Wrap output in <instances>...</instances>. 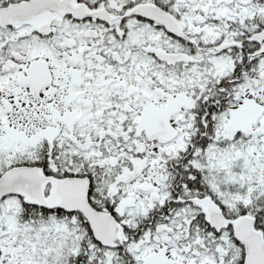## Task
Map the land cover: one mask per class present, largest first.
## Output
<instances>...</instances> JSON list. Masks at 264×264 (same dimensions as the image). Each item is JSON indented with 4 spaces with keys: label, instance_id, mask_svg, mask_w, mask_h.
Instances as JSON below:
<instances>
[{
    "label": "snow or ice",
    "instance_id": "6c2138e0",
    "mask_svg": "<svg viewBox=\"0 0 264 264\" xmlns=\"http://www.w3.org/2000/svg\"><path fill=\"white\" fill-rule=\"evenodd\" d=\"M0 264H264V0H0Z\"/></svg>",
    "mask_w": 264,
    "mask_h": 264
}]
</instances>
